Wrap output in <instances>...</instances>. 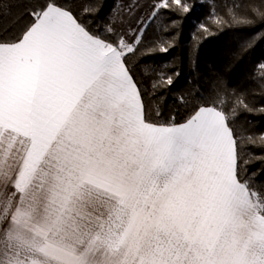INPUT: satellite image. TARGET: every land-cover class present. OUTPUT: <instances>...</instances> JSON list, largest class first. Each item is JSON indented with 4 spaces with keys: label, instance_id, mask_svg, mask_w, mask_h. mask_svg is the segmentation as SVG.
I'll return each instance as SVG.
<instances>
[{
    "label": "snow or ice",
    "instance_id": "1",
    "mask_svg": "<svg viewBox=\"0 0 264 264\" xmlns=\"http://www.w3.org/2000/svg\"><path fill=\"white\" fill-rule=\"evenodd\" d=\"M134 50L56 0L0 41V264H264V188L225 114L150 122Z\"/></svg>",
    "mask_w": 264,
    "mask_h": 264
},
{
    "label": "trees",
    "instance_id": "2",
    "mask_svg": "<svg viewBox=\"0 0 264 264\" xmlns=\"http://www.w3.org/2000/svg\"><path fill=\"white\" fill-rule=\"evenodd\" d=\"M45 2L0 0V41L15 39ZM56 2L90 32L134 47L125 62L150 122L183 123L200 106L221 110L241 180L264 188V0Z\"/></svg>",
    "mask_w": 264,
    "mask_h": 264
},
{
    "label": "crops",
    "instance_id": "3",
    "mask_svg": "<svg viewBox=\"0 0 264 264\" xmlns=\"http://www.w3.org/2000/svg\"><path fill=\"white\" fill-rule=\"evenodd\" d=\"M12 192L13 188L11 185V180L5 183L3 178H0V210H2L3 202L8 198V196Z\"/></svg>",
    "mask_w": 264,
    "mask_h": 264
}]
</instances>
